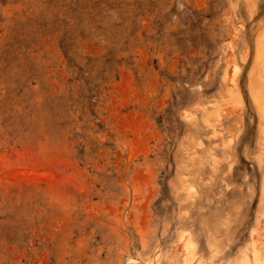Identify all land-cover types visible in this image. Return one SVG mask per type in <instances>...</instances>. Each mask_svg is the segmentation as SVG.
I'll return each mask as SVG.
<instances>
[{"label":"rangeland","instance_id":"obj_1","mask_svg":"<svg viewBox=\"0 0 264 264\" xmlns=\"http://www.w3.org/2000/svg\"><path fill=\"white\" fill-rule=\"evenodd\" d=\"M249 263L264 0H0V264Z\"/></svg>","mask_w":264,"mask_h":264},{"label":"bare ground","instance_id":"obj_2","mask_svg":"<svg viewBox=\"0 0 264 264\" xmlns=\"http://www.w3.org/2000/svg\"><path fill=\"white\" fill-rule=\"evenodd\" d=\"M254 256H255V254H254ZM260 261H261V259H260ZM250 264V263H249ZM262 264V263H261Z\"/></svg>","mask_w":264,"mask_h":264}]
</instances>
